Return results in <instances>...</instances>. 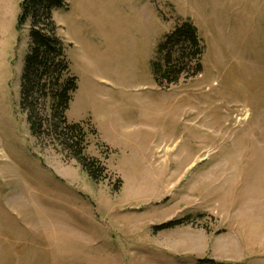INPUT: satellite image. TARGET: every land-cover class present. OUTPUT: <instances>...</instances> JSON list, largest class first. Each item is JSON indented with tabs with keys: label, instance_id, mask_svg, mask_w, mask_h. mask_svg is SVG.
Listing matches in <instances>:
<instances>
[{
	"label": "rangeland",
	"instance_id": "374dc122",
	"mask_svg": "<svg viewBox=\"0 0 264 264\" xmlns=\"http://www.w3.org/2000/svg\"><path fill=\"white\" fill-rule=\"evenodd\" d=\"M22 1L0 0V264H264V0L54 11L78 78L67 117L97 131L85 154L107 166L99 182L31 127ZM186 21L203 70L161 86L160 46Z\"/></svg>",
	"mask_w": 264,
	"mask_h": 264
},
{
	"label": "trees",
	"instance_id": "16d2710c",
	"mask_svg": "<svg viewBox=\"0 0 264 264\" xmlns=\"http://www.w3.org/2000/svg\"><path fill=\"white\" fill-rule=\"evenodd\" d=\"M66 1L23 0L21 3L20 26L31 22V50L22 76V103L29 113L32 129L58 142L69 156L82 164L93 180L99 182L108 178V168L100 159L85 154L89 135H97V131L89 123H71L67 117L78 89V78L71 73L67 44L59 35L53 16L55 10L66 5ZM160 53L162 59L154 64V74L161 86L169 88L182 78L195 77L203 70L205 45L191 21L177 26L167 35ZM120 185L121 180H118L116 189ZM186 222L192 223V220L182 218L156 229Z\"/></svg>",
	"mask_w": 264,
	"mask_h": 264
}]
</instances>
